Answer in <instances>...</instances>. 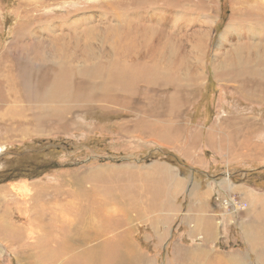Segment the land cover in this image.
<instances>
[{
  "label": "rangeland",
  "instance_id": "374dc122",
  "mask_svg": "<svg viewBox=\"0 0 264 264\" xmlns=\"http://www.w3.org/2000/svg\"><path fill=\"white\" fill-rule=\"evenodd\" d=\"M214 116L230 119L235 153L256 146L231 169L264 167V0H0V226L17 230L0 229V264H85L87 250L98 264H261L264 214L251 245L234 195L213 242L188 222L179 237L172 222L151 231L140 203L131 213L145 165L169 160L166 142L197 163L188 142ZM258 172L236 182L264 192Z\"/></svg>",
  "mask_w": 264,
  "mask_h": 264
},
{
  "label": "crops",
  "instance_id": "0c3cea01",
  "mask_svg": "<svg viewBox=\"0 0 264 264\" xmlns=\"http://www.w3.org/2000/svg\"><path fill=\"white\" fill-rule=\"evenodd\" d=\"M203 124L202 131L205 130L206 132L202 133L201 131L199 137L196 135L195 138H193V136L188 142L190 147L192 146L194 148L191 152L195 153L196 151L201 156L198 157V162L195 164L192 162V165H190L191 163L189 164L191 161L183 156L184 153H181V149L184 145H179L181 149L177 148L178 145L165 148L164 145L169 143L166 142L162 146L164 148L163 150L166 151L165 153L174 155L183 163L178 166L177 164L170 165L167 162L153 161L145 165L149 166V173L144 177V183L146 186H149V189L143 188L138 194L135 190L132 191L130 196L131 213L134 208H137L135 205L140 203L148 210L146 213L153 215L145 221L149 222L151 231L155 232L160 226L162 229L166 230L167 227H169V223L172 222L168 228L169 232H178L179 234H177V237H179L184 229L183 226L188 222L189 229H191L189 231L193 232L190 235H193V238L199 237L205 242L203 236L208 235L209 239L205 243L208 241L213 242L214 239L217 241L218 238H220L218 232H220L221 227L214 217L216 212L219 211L220 201L224 197H231V195H234L241 199V201L245 203V206L248 205V213L246 215L247 223L245 225L244 222H241L239 226L241 225L240 227L245 234V238L249 240L251 245H254L257 240L255 233H257L261 227H257L252 221L254 217H257L255 214H257V212L260 213L257 207L260 206V209L264 208V192L261 190L256 191L254 189L255 187L252 188V185L247 182L246 185L245 183H237L236 180L238 178L243 180L242 175H249V173L261 171L264 167L257 168V170L240 169L241 167L231 169V167L243 162V157L247 154H254L253 152L256 150V146L253 145L245 150L242 149L240 153H243V155L239 156L240 153H235V148H233L230 143L232 139H230V137L228 138V133L230 132V119L225 120L224 127H219L220 116H214V118H210L208 123L204 122ZM214 125L215 129H212ZM232 125H236L234 120L232 121ZM210 129H212V131L215 130V136L210 135ZM183 141L184 139L182 142ZM206 161H208V165H206ZM154 164L158 165L153 166ZM186 169H189L188 175L191 177L187 182L184 177V174H187V171H185ZM224 180H226L227 183ZM246 181H248V179ZM228 185L231 188H228ZM199 189H201V191H199ZM204 189H206V191ZM156 203L157 206L159 205L160 209L153 208ZM200 205L202 207H198ZM191 206L197 207L199 212L194 209L196 211L194 214L193 209H189ZM162 207L166 208L167 213L160 211ZM203 208L207 211V217L205 220L201 221V219L206 216ZM188 209L189 213L192 214L191 217L195 224L187 221L184 216ZM142 212L144 211L142 210ZM261 212L264 214V209ZM154 213H158L160 216L163 215L166 218L169 216L168 223L164 225L158 216H154ZM236 216L237 215H232V218H236ZM222 220L223 219H221V221ZM199 221L201 222L199 223Z\"/></svg>",
  "mask_w": 264,
  "mask_h": 264
},
{
  "label": "bare ground",
  "instance_id": "6f19581e",
  "mask_svg": "<svg viewBox=\"0 0 264 264\" xmlns=\"http://www.w3.org/2000/svg\"><path fill=\"white\" fill-rule=\"evenodd\" d=\"M219 42V41H218ZM27 68V67H26ZM28 71V70H27ZM24 75H25V73H24ZM24 80V79H23ZM28 82V81H27ZM30 83V82H29ZM25 84V83H24ZM27 91V90H26ZM29 93V92H28ZM27 94V93H26ZM29 95V94H28ZM33 97V96H32ZM235 158V157H234ZM174 176V175H173ZM172 178H174V177H172ZM180 181V180H179ZM226 183H227V181L226 180H224ZM225 183V184H226ZM225 186H227V185H225ZM234 186V185H233ZM196 188V187H195ZM228 188H231V187H229V185H228ZM194 191V190H193ZM227 191V190H226ZM231 191V190H230ZM198 192V191H197ZM233 197V195H231V198ZM202 198V197H201ZM171 199V198H170ZM227 200H229V197L227 196V197H225V201H227ZM226 203V205L228 206L229 204H230V202H225ZM231 205L233 206V208H235V206H234V204L233 203H231ZM261 205V204H260ZM263 206V205H262ZM192 207V206H191ZM237 207V206H236ZM241 207V206H240ZM246 207H247V205L246 206H243V208H245V210H247L246 209ZM253 208H254V206H253ZM260 208V207H259ZM191 209V208H190ZM264 208H261L260 210L262 211ZM198 212H199V209L197 210ZM236 211H237V208H236ZM241 211V210H240ZM201 212V211H200ZM203 213V212H202ZM233 213V212H232ZM67 215H70L69 213H67ZM71 216V215H70ZM88 219L89 218H86V220L88 221ZM55 221L56 222H58L57 221V217L55 216ZM70 221H72V219L70 220ZM78 222V221H77ZM76 222V223H77ZM72 223V222H71ZM41 226V223L40 224H35V227L36 228H38V227H40ZM221 226V225H220ZM93 227H94V225H92V222H91V219H90V221H89V224H88V226H87V228L85 229V231L86 232H83V234L85 233V234H87L86 235V238L88 239V233L90 232V230H92V233H93V237L94 238H97L98 236H99V233H97V232H95L94 230H93ZM60 228V226H54V229L55 230H58ZM0 229H1V231H2V233H15V232H17V230L15 229V228H13V227H11L10 225H9V223L8 224H5L4 226H0ZM22 231H24L23 229L21 230V228H19V232H22ZM72 231V230H71ZM33 233H34V228H32L31 229V231L29 232V233H27L28 234V236L29 237H31L32 235H33ZM77 233V232H76ZM26 234V233H25ZM71 234L72 235H75L74 233H72L71 232ZM70 234V236H72ZM159 235H160V233H158ZM67 235H65V237H64V240H63V238L61 239L60 238V240H61V242L62 243H60L61 244V247H62V251H61V254H62V256H67L68 255V251L71 249V243H70V241H69V239H68V237H66ZM158 236V235H157ZM85 238V237H84ZM99 240V238H97V241ZM101 242V241H100ZM109 244H112V242H108ZM97 246V245H96ZM95 246V247H96ZM68 250V251H67ZM59 254V253H58ZM61 254H60V256H61ZM82 258H84V261H85V264H98V263H100V262H98V251H96V250H87L86 252H82V253H78ZM50 256H52L51 254H49V257ZM59 256V257H60ZM47 258V257H46ZM57 258V257H56ZM55 260V259H54ZM235 260H237V259H235ZM112 264H115V261L112 263ZM231 264H236V262L235 261H231ZM261 264H264V258H263V260H262V262H261Z\"/></svg>",
  "mask_w": 264,
  "mask_h": 264
},
{
  "label": "trees",
  "instance_id": "16d2710c",
  "mask_svg": "<svg viewBox=\"0 0 264 264\" xmlns=\"http://www.w3.org/2000/svg\"><path fill=\"white\" fill-rule=\"evenodd\" d=\"M160 156H161V157H164V155H162V154H160ZM167 156H168L169 160H166V162L168 161L169 163H171V162H172L171 159H176L175 156H172V155H169V154H167ZM174 164H179V163L176 162V163H173V165H174ZM260 172L263 174L264 171H259L257 174H259ZM253 187H254V186H253Z\"/></svg>",
  "mask_w": 264,
  "mask_h": 264
},
{
  "label": "built area",
  "instance_id": "2783aa9c",
  "mask_svg": "<svg viewBox=\"0 0 264 264\" xmlns=\"http://www.w3.org/2000/svg\"><path fill=\"white\" fill-rule=\"evenodd\" d=\"M221 203H222V199H221V201H220V205H221ZM232 215L235 216V215H236V212H233Z\"/></svg>",
  "mask_w": 264,
  "mask_h": 264
},
{
  "label": "water",
  "instance_id": "95a60500",
  "mask_svg": "<svg viewBox=\"0 0 264 264\" xmlns=\"http://www.w3.org/2000/svg\"><path fill=\"white\" fill-rule=\"evenodd\" d=\"M55 166H57V165H55ZM60 166H57V168H59Z\"/></svg>",
  "mask_w": 264,
  "mask_h": 264
}]
</instances>
